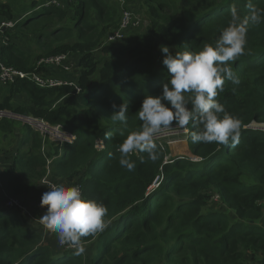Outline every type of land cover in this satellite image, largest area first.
<instances>
[{
    "label": "trees",
    "instance_id": "obj_1",
    "mask_svg": "<svg viewBox=\"0 0 264 264\" xmlns=\"http://www.w3.org/2000/svg\"><path fill=\"white\" fill-rule=\"evenodd\" d=\"M68 1L31 0L32 9L19 16L9 3L0 4V16L16 21L13 39L0 47L5 66L33 72L41 58L69 54L80 70L72 85L41 88L17 79L6 86L0 110L27 112L75 133V142L63 147L45 140L47 157H54V179L82 184L86 199L107 207L110 224L82 238L93 242L90 254L77 256L74 249L61 251L58 242L41 244V233L25 226L21 210L7 208L3 200L0 264H264V130L249 127L264 124V23L250 28L247 53L230 62L240 84L226 80L216 98L241 121L235 147L193 144L190 124L189 143L197 160L171 157L169 146L156 140L159 158L153 162L147 153L132 154L136 167L129 171L119 164L117 151L131 132L142 129L137 111L145 96L160 95L170 79L160 46L199 52L205 44L214 45L231 21V6L247 15V0H186V6L179 0H141L149 27L133 29L131 45L125 43L128 33L106 43L122 18L115 1ZM252 3L264 9V0ZM96 51L106 55L98 57ZM41 69L51 73V68ZM18 95L28 102H14ZM113 103L128 104L127 127L111 120ZM17 123L21 120L0 118V134L14 136ZM24 125L27 130L19 131L21 144L0 186V194L9 198L22 196L47 172L44 139ZM97 139L104 141V149L96 147ZM213 193L226 205L225 212L213 208L219 204L210 206Z\"/></svg>",
    "mask_w": 264,
    "mask_h": 264
},
{
    "label": "clouds",
    "instance_id": "obj_2",
    "mask_svg": "<svg viewBox=\"0 0 264 264\" xmlns=\"http://www.w3.org/2000/svg\"><path fill=\"white\" fill-rule=\"evenodd\" d=\"M246 8L248 14L242 16L240 9L233 4L228 26L221 30L214 45L205 44L199 52H173L167 45L160 46L164 54L162 63L170 79L163 84L160 95H146L143 99L137 111L142 129L131 132L117 148L122 167L133 171L136 165L130 156L137 153H147L148 159L156 161L159 158L156 139L171 128H189L191 133L190 124L195 129L191 133L193 144L217 143L235 147L239 143L241 121L228 114L216 98L224 92L226 80L235 85L240 84L230 62H235L247 53V33L250 28L264 23V9L253 4L252 0H247ZM112 108L113 123L127 127L128 104L113 103ZM260 129L264 130V127ZM105 135L110 138L109 133ZM47 186L48 191L41 196L40 206L46 211L40 216V223L56 235L61 246L73 248L74 255L84 254L86 249L82 238L103 232L110 224L105 219L107 207L86 199L79 186Z\"/></svg>",
    "mask_w": 264,
    "mask_h": 264
},
{
    "label": "rangeland",
    "instance_id": "obj_3",
    "mask_svg": "<svg viewBox=\"0 0 264 264\" xmlns=\"http://www.w3.org/2000/svg\"><path fill=\"white\" fill-rule=\"evenodd\" d=\"M62 3L67 4L68 0H60ZM115 1L116 4H118L120 10L122 11L127 7L130 8V10L134 13L136 17H138L141 20V26L137 29L138 31H144L149 27V22L146 19V13L144 12V6L141 2V0H137L136 2L134 1L133 4L130 5V3L127 1L126 3H122L121 0H113ZM182 4H185L186 6V0H179ZM30 2L31 0H0L1 3H9L11 7L14 10V14L16 16H19L21 13L27 10H31L32 7H30ZM66 2V3H65ZM11 20H7L3 17H0V25L2 22H10ZM15 26V24H14ZM13 26V27H14ZM11 28H7L6 30V35L9 38V42H11V38L13 39V32ZM133 28H131L132 32L128 31V37L125 41L128 45L132 44V39H130V36L133 33ZM8 30H10L11 33H8ZM130 32V33H129ZM111 44V43H110ZM26 50L29 48L24 46ZM98 57L105 56L106 54L101 53L100 51H96ZM71 58V65L72 67L70 68V71L64 72L61 68L59 67H51V75H57L58 79L67 82L68 84L70 83L71 85L76 82L77 77L79 76V65L77 64V58L76 57H70ZM38 71L42 72V75L44 77H48V73H46L44 70L41 68L38 69ZM54 71V72H53ZM70 78V79H69ZM6 85L5 83L0 84V103L5 100L6 96ZM14 102L19 103H27L28 99L24 95H18L14 98ZM19 115V114H18ZM19 119V118H18ZM21 120V119H19ZM252 128H262L264 127V124L261 123H255L253 126H249ZM19 129V130H17ZM27 130V126L24 125V122L21 120V123H17L16 125V133L14 136H5V134H0V168H9L13 164L12 160V153H14L15 150L18 149L19 145L21 144V139H22V134H25ZM189 128L187 130H182L179 128H171L168 130H165L156 140L163 146L167 144L170 149V156L171 157H187L191 159L197 160V155L192 153L191 148L189 146ZM22 134H20V132ZM19 132V133H18ZM43 144L46 147V150L48 149V145L46 144L45 141H43ZM11 151V152H10ZM42 151V150H41ZM11 154V155H10ZM199 160H202L200 158ZM159 185V182H158ZM46 192V186L41 182V179L38 181L37 185L35 187H31L29 190L25 191L22 196H19V198L22 202V205L26 207V211H19L22 215H24L26 222L25 226H29L32 229L34 228L35 230H38L41 235L43 236L42 238V243L41 244H48L50 242H58L57 237L54 233H51L48 231L41 223H40V216L44 214L46 211V208H41V196L42 194ZM213 199H211V203H216L219 204L216 207L213 205V208L217 209L218 211H226V205H224L222 199L220 198L219 194L213 193L212 195ZM9 197L3 196L0 194V204L5 201H7ZM217 212V211H215ZM92 243H83L84 247L86 249L85 253L90 254V248L92 246ZM62 251V250H61Z\"/></svg>",
    "mask_w": 264,
    "mask_h": 264
},
{
    "label": "built area",
    "instance_id": "obj_4",
    "mask_svg": "<svg viewBox=\"0 0 264 264\" xmlns=\"http://www.w3.org/2000/svg\"><path fill=\"white\" fill-rule=\"evenodd\" d=\"M60 0H54V2H58ZM128 0H121V2L124 4ZM15 24L14 21L10 22H2L0 25V47L5 46L9 43V38L6 35L7 28L13 27ZM141 26V20L134 15V13L128 9L125 8L123 10L120 26L118 29H116L114 32H112L107 38L106 43H114L119 42L127 36V32L131 30V28L134 27V29H138ZM71 55L69 54H59L56 56H51L47 58H41L37 62V69L42 67H59L64 72L70 71V68L72 67L71 63ZM36 69V70H37ZM48 77H44L42 75V72L40 71H33V72H25V71H19L17 69L7 67L5 66L1 60H0V84L5 83L6 85L12 84L17 79H27L29 81H32L34 84H36L38 87L45 88V87H51L55 85H62V84H68L67 82H64L60 79H58L57 75H51L48 74ZM79 90V89H78ZM9 111L7 110H0V118L4 116H10ZM11 114V113H10ZM19 119H21L24 123L30 125L34 130L39 131L44 139H48L50 142L55 143L57 146L63 147L65 144L69 143L72 144L77 139V136L72 131H69L66 129V127L63 124H51L49 121L43 119V118H37L33 116H27L24 117L23 115L14 114ZM96 147L99 149H102L105 147V144L103 140L97 139L96 140ZM42 153L47 159V172L46 174L41 178V182L46 186V191H48V184H57V185H65V186H79L81 189L83 195H84V188L82 184L77 182H71L66 183L62 181H57L54 179V172L52 167V162L54 160L53 158L47 157V151L45 145H42ZM5 168H0V186L2 184V178L4 175ZM158 185V182L155 184ZM7 208L9 209H19L21 211H26V207L22 205V202L19 198L10 197L7 199V201L4 202ZM59 247L61 250H72L73 248H70L67 245L61 246L59 244Z\"/></svg>",
    "mask_w": 264,
    "mask_h": 264
},
{
    "label": "water",
    "instance_id": "obj_5",
    "mask_svg": "<svg viewBox=\"0 0 264 264\" xmlns=\"http://www.w3.org/2000/svg\"><path fill=\"white\" fill-rule=\"evenodd\" d=\"M9 112H10V111H9ZM10 113H11V114H10ZM10 113H9V115H10L9 117H11V118H17V119H18V117L15 116L14 113H12V112H10ZM23 116H24V117H27V116H28V113L25 112V113L23 114Z\"/></svg>",
    "mask_w": 264,
    "mask_h": 264
},
{
    "label": "crops",
    "instance_id": "obj_6",
    "mask_svg": "<svg viewBox=\"0 0 264 264\" xmlns=\"http://www.w3.org/2000/svg\"><path fill=\"white\" fill-rule=\"evenodd\" d=\"M1 17V16H0Z\"/></svg>",
    "mask_w": 264,
    "mask_h": 264
}]
</instances>
